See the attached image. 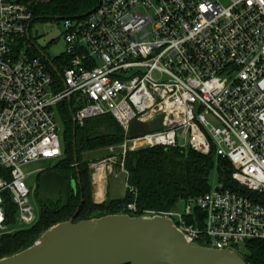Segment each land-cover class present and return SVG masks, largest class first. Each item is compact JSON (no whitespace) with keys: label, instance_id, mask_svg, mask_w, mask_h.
Here are the masks:
<instances>
[{"label":"built area","instance_id":"built-area-1","mask_svg":"<svg viewBox=\"0 0 264 264\" xmlns=\"http://www.w3.org/2000/svg\"><path fill=\"white\" fill-rule=\"evenodd\" d=\"M51 1L0 0V239L14 231L5 198L17 228L37 222L22 168L62 157L55 109L70 99L76 126L109 115L124 132L108 147L119 153L93 168L103 167V181L118 172L127 181L126 155L154 147L213 154L233 168L234 189L219 182L186 200L183 214L142 216L172 220L202 247L240 254L264 242V0H97L89 14L62 19L60 77L30 34ZM158 117L160 130L128 137L131 122Z\"/></svg>","mask_w":264,"mask_h":264},{"label":"trees","instance_id":"trees-1","mask_svg":"<svg viewBox=\"0 0 264 264\" xmlns=\"http://www.w3.org/2000/svg\"><path fill=\"white\" fill-rule=\"evenodd\" d=\"M96 6L97 0H53L37 8L33 22L36 18L62 20L78 17ZM59 58L51 61L57 70H60ZM53 75L57 78L54 73ZM58 110L65 124L64 149L62 157L53 169L66 183L72 185V181L79 180L80 184L70 192L66 206L56 205L44 209L35 224L23 228L16 227V209L10 200L5 198L6 225L14 231L1 237L0 259L30 247L46 230L68 221L78 208L76 222L106 215L133 217L142 216L145 212L174 210L177 202L195 199L209 191V177L214 166L217 168L219 182L234 189L231 181L233 168L226 160L215 158L213 154L203 156L189 150L154 147L126 155L125 170L128 176L124 198L96 204L92 199L90 173L87 165L82 162L81 154L119 145L123 141L124 132L109 115L90 119L83 127L75 128L72 122L73 102L63 103ZM100 130L102 132H99ZM130 204L136 206L135 215L127 210ZM244 250L248 264H264V242H249Z\"/></svg>","mask_w":264,"mask_h":264},{"label":"water","instance_id":"water-1","mask_svg":"<svg viewBox=\"0 0 264 264\" xmlns=\"http://www.w3.org/2000/svg\"><path fill=\"white\" fill-rule=\"evenodd\" d=\"M37 51L60 77L49 57L39 48ZM161 120L131 122L128 137L134 139L160 130ZM72 122L76 128L73 116ZM74 161L77 164L76 157ZM40 187L42 193L61 191L63 204L67 205L68 189L59 173H43ZM78 212L79 208L68 221L46 230L30 247L0 259V264H248L234 251L189 242L166 217L106 215L76 222Z\"/></svg>","mask_w":264,"mask_h":264},{"label":"rangeland","instance_id":"rangeland-1","mask_svg":"<svg viewBox=\"0 0 264 264\" xmlns=\"http://www.w3.org/2000/svg\"><path fill=\"white\" fill-rule=\"evenodd\" d=\"M224 7L228 6V1L224 0L221 2ZM31 40L41 51H43L51 60L55 61L56 58L60 57L65 50L64 45V26L62 20L57 19H46L40 20L37 19L32 23L31 29ZM55 117L59 125V140L62 145V149H64V132H65V124L61 113L58 109H55ZM99 132H102L100 130ZM121 144V143H120ZM117 146V145H116ZM187 150V149H186ZM119 150H115L112 153L109 152L108 147L102 148L94 151L83 152L81 154L82 162L85 163L89 170V177H90V184L92 190V180L96 173H94V166L96 164H100L101 162L108 159L111 155H117ZM58 163L57 160L52 161H39V162H32L23 166L22 170L27 175V184L33 186L35 183L37 172L44 169L48 165L55 166ZM98 172V170H97ZM117 173V172H116ZM108 184L106 185V190L108 192L109 199H122L126 194V179L124 174L119 173L117 174L116 178L108 177L107 178ZM105 186V185H104ZM209 186L210 189H215L219 186V177L216 166L212 169L209 177ZM110 201V200H109ZM36 213H38L39 206L37 205L36 201L32 200ZM188 205L186 201H179L174 207L178 213L183 214L185 207ZM19 227L18 223L16 224ZM240 254L245 259V250H241Z\"/></svg>","mask_w":264,"mask_h":264},{"label":"flooded vegetation","instance_id":"flooded-vegetation-1","mask_svg":"<svg viewBox=\"0 0 264 264\" xmlns=\"http://www.w3.org/2000/svg\"><path fill=\"white\" fill-rule=\"evenodd\" d=\"M53 167L54 166H52V165H48L44 169L38 171L37 175H36L35 183L33 185V189L34 190H33L31 198H32L33 201L35 200L37 205L39 206V209H38L39 215H40V213H42V211L44 209H50V208H53L56 205L64 206V204H63L64 196H63L61 191L57 190L58 194H55L54 192H51V193H45V192L42 193L41 192L40 177L45 172L55 171L53 169ZM66 185H67V189H68V201H69L70 192L75 190L76 186L79 185L78 184V180L77 181H72V185H71V183H66ZM67 204H68V202H67Z\"/></svg>","mask_w":264,"mask_h":264},{"label":"crops","instance_id":"crops-1","mask_svg":"<svg viewBox=\"0 0 264 264\" xmlns=\"http://www.w3.org/2000/svg\"><path fill=\"white\" fill-rule=\"evenodd\" d=\"M103 182L104 183H102V187L99 189H96L95 180H92V199H93L94 203H96V204L106 202L107 200H110V201L115 200V198L114 199L108 198V192L106 190V185L108 184V181L106 180Z\"/></svg>","mask_w":264,"mask_h":264},{"label":"bare ground","instance_id":"bare-ground-1","mask_svg":"<svg viewBox=\"0 0 264 264\" xmlns=\"http://www.w3.org/2000/svg\"><path fill=\"white\" fill-rule=\"evenodd\" d=\"M103 177H104L103 167H100L98 169V172L94 176L96 189H99L102 187Z\"/></svg>","mask_w":264,"mask_h":264}]
</instances>
